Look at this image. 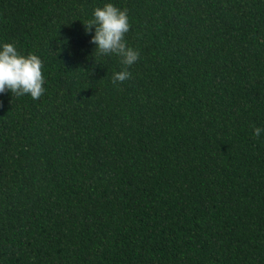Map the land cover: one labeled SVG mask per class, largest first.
I'll return each instance as SVG.
<instances>
[{
    "label": "trees",
    "instance_id": "16d2710c",
    "mask_svg": "<svg viewBox=\"0 0 264 264\" xmlns=\"http://www.w3.org/2000/svg\"><path fill=\"white\" fill-rule=\"evenodd\" d=\"M0 41L45 78L0 93V264H264V0H0Z\"/></svg>",
    "mask_w": 264,
    "mask_h": 264
},
{
    "label": "clouds",
    "instance_id": "9594fccd",
    "mask_svg": "<svg viewBox=\"0 0 264 264\" xmlns=\"http://www.w3.org/2000/svg\"><path fill=\"white\" fill-rule=\"evenodd\" d=\"M85 25L91 35V43L100 55L113 54L124 66L112 76V82L130 78L128 68L140 58V50L129 45L125 34L130 30L127 9H121L112 2L96 7L92 19ZM43 60L36 53H21L14 43L0 41V93L7 89L16 96L30 95L39 99L45 92V78L42 73ZM253 138L264 135V127L253 125Z\"/></svg>",
    "mask_w": 264,
    "mask_h": 264
}]
</instances>
